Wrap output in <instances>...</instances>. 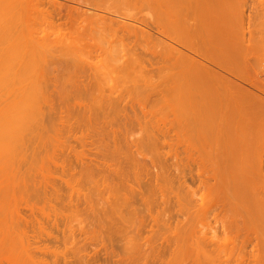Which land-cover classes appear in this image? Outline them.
<instances>
[{
    "label": "rangeland",
    "instance_id": "374dc122",
    "mask_svg": "<svg viewBox=\"0 0 264 264\" xmlns=\"http://www.w3.org/2000/svg\"><path fill=\"white\" fill-rule=\"evenodd\" d=\"M99 1L101 2V5L102 4L104 5V7L107 4L113 6L112 8H110V10H112L114 8L113 10H115L117 12L119 11L118 14L116 13V15L121 14L123 16V14H127V15H130L131 17L132 16L138 17V16L145 15L146 12L148 14L150 13V11H148L150 8L147 7V6H149V4L147 5L146 0H99ZM239 1L240 0H234L235 8H233V10L231 11L230 17L232 20H236V21H237V19H238V21L242 20L241 18H243V20L245 19V21L247 19L250 21V25H247L248 28L246 25L244 26V28H243V26L241 27L239 25L238 26L232 25L231 27H228V29H226L225 32H223V34H225L226 40L224 39L225 44H223V45L225 46V49H224V51H222V54H221L222 57L221 58L223 59V62L225 64L231 63L232 67H233V64L236 65V69H237L238 73L244 72L245 76H250L251 81L253 80L252 82L255 83V86L257 84V87L252 88L251 86L247 85L246 83H241L240 81H238L237 79H235L231 75H228L224 71H222V70L220 71V69H218V70L225 77L231 79L232 81H236L238 83H241V85H243V87L251 89L254 92H257V94H259L261 92L257 88L263 87V85H264V23L261 24V22H260V21L264 20V0H249L251 3L248 0H246L247 2H245V0H244L243 3H245L244 4L245 6L242 5L243 7H241V5L239 4L240 6L237 7L238 9L240 8L241 14L238 12V9H236V6H237L236 3H240ZM251 4L252 5L255 4V5L252 6ZM259 4H260V9H259ZM250 5L253 8H251ZM111 6H109V7H111ZM248 7H249V9H247ZM258 9H259V11H258ZM113 10H112V12H113ZM242 11H243V15H244L243 17H242ZM113 14H115V12H113ZM127 15H126V18H129V16H127ZM247 15L248 16L250 15L249 16L250 18ZM45 17H46V19L42 18L39 15H31V19H27V15H25L23 12L15 13L14 10H12L7 4L0 5V77H1L0 83H1V85L3 83L2 81H5L7 78L5 85L0 86V119H1L0 125H3V126H0V139H1L0 140V236H6V235H7L6 237L12 236V238H13L12 240H14V236L16 235L15 240H14L15 242H16V237H19L18 235H20V233L22 234L23 232L26 235L28 234L29 237L33 236V235H37L38 237L41 236L43 238L44 237L49 238L50 241L46 242V244H48V246H49L50 250H52V252L54 251L53 252L54 255H56V253H57V252H55V249H56V251H58V254L61 250L60 255L57 254L58 256H52L51 251H49L51 254L49 252H48L49 254L47 253L48 255H46L47 256L46 260H48L50 264H51V262H53V260L57 262V263L53 262V264H58V263L60 264V261L64 262L63 261L64 258H65L66 264H79L80 260H78V257L80 258V256H84L85 254H86L85 256H88V254L90 256H94V258L93 257L89 258V256L86 257L87 259L88 258L90 259V260L88 259L89 261H87V262H86L87 259L86 260L84 259L87 264H114V263L119 264V263L115 262V261H118V260H116V258H118V256L115 257V253H114V256L112 257L113 260L111 261V259H110V261H109V258H107L108 260H106L102 251L100 252V250L103 248L102 247L103 245L101 244L102 243L101 242L102 241L101 236H103L105 238V236H107L108 233L107 232L102 233L101 231H98L97 232L98 234L101 233V234H99V235H101L99 237L100 240H99V238H97L99 241L96 240V238H95V237H98L99 235L92 237L94 235L93 233L95 231H93V233H92V231L90 229H92L94 227L93 225H95V228H96V224H94L95 221L93 219L94 217H92V216H94V214H93V212H91V210L89 209L87 204L85 202L83 203V198L80 197V195L83 196L82 194H84L85 197H88L90 199V200L88 199V201L91 202V200H92L93 203H94V201L99 202L100 200H102V199H98V198L102 197V195L100 197H98L97 190L100 189L99 187L104 188L103 183H102L103 184L102 186H99L101 184V181L99 182V180L100 179L102 180V178H101L102 174L103 173H104V175L106 174L103 171L108 169V168L105 167V169H104V167H103L104 170L102 171L103 172L102 173L101 172L102 166L97 167L98 166L97 165L95 168V165L92 166V164H91L92 162L96 163L95 161L100 160L99 155L96 153V147L99 146L101 142H102L101 145L104 144L103 140L100 138L101 137V135H99L100 132H98V129H96V128H100L103 132L105 130L104 133H106V132L108 133L109 128H110V132L112 130H114V131L118 130L119 132L121 131L122 134L120 133L119 137L121 135V137L124 140L122 139V141H121L122 143L121 142H119V143H121L123 145V143L128 142L129 144L126 143L124 145H128V146L132 147L130 149L131 151L128 149L131 154H132V152L134 153V150H137L140 152V153L138 152V154H137L138 156L136 155L137 157H135V158L132 157L135 155V153H134V155L132 154V156L130 155V153H128L129 157L131 156L132 158H134V160L138 159L140 163L138 164V162H136V165L131 166L132 168L131 167L127 168L126 167V165H127L126 159H128L129 157H127L125 159L127 153H126L124 148L126 146L124 147V145L122 146L120 144L122 147V148L120 147V149H122V150L124 149L123 151H125V153H126L125 157H123L124 160H126V162L123 163L124 160L122 162L121 161L120 162L122 164H124L125 167L128 169L127 171H129V172H127L125 169L126 172H122V169H123L122 168L121 172L123 174L126 173L124 175H127V177L130 176L131 178L133 177L132 176L133 173H136L138 175L139 179L137 177V181L140 182V186L137 189H141L140 191L142 192L143 191L142 189H144L145 186H146V188L151 187V188H148V190H151L152 195H153L155 190H156L155 189L156 187H153L155 185L154 183H157L156 185L159 186V188H160V185L162 187L164 186L163 187L164 189L166 188L165 190H163L165 192L164 193V192H162V190H160L162 188L159 189L157 187L156 191L159 193H155L157 195H154L155 197L152 196V198L149 199V200L153 199L152 201H150V204H149V201L147 199V202L151 206V209H150V206L147 205L149 210H146V211L149 212L151 210L152 214H154V217L156 216V220H151V222L148 221L152 217H150L149 215H146V211H145V215L143 214L144 211H142L143 213L141 212L142 213L141 215H140V213L136 212L138 214L139 219L145 220V223L141 224L143 226L140 227V225H139V228H138L139 231L138 232H136L138 229H137V227L135 229V225H134L137 223V220H138V219L136 220V217H137V216H135L136 214L132 215V213H131V215H127V214H129V212H127V208L125 210V207L122 208L123 212L118 209L122 213V215L124 214L126 219H128L129 217L132 220L134 219V222L131 220L133 223H130V221L128 222V224L130 223L131 226L130 225L127 226L128 224L125 223V225L129 229L123 230L125 227L124 228L121 227L120 223H119L121 230H120V227H118L119 230L118 229H116L117 231L115 230L116 232L114 231L115 228L112 230V232L115 236L111 233L112 237H110V239H112V238L115 239V240H113L114 243L112 242V245L114 244V247L115 248L117 247L116 249H113V250L114 251L116 250L117 251L116 253L119 254V256H120L119 261H121V262L123 261L122 259H120L121 256H123V257H126L127 264H128V258L127 257H129L130 259H134L136 256L132 257V255H136L137 252H139V251H141V253H142V250L149 252V250L152 251L154 249V247H155V249H157L156 247H158L160 250V247H162V246H160L159 243H161L163 241L165 242L164 239L167 238L168 236H169L168 238L171 237L169 239L170 243H171V240L172 239L174 240L173 236H175V240L176 239L179 240L177 237H179V235L182 234L183 232L184 233L186 232V234L192 235L193 232H191V231H193V229H192V228H194L193 225H195L196 223H193V225L191 223L192 222L191 220L193 218L192 216H194L193 212H191L193 210V208H192L193 204H192L189 196H187L188 193L186 194V193L182 192L183 193L182 195L185 197V198H183V199H185L184 201L186 202L185 204L187 205L185 207L190 209L189 212L191 213V215H189V212H188V210L186 211V209H185L186 212L184 211V213L178 212V209L181 207V204L183 205V202H184L183 199H181L180 204L178 201V196L181 197V193H180L181 190L179 188V184L177 185V183H179V176L178 175L180 174L179 170L183 169L182 171H184V172L181 174H186L185 175V176H187L186 178L189 179V177H191V175L189 174V172H190L189 170L191 169V172H192V170L194 171V169H195L194 167H196L195 164L197 163L196 161H198L199 159H201V157H203V155L199 157L198 153L200 150L198 149V146H199L198 144H200V143L196 144V142L199 141L198 138H200L199 134H201V132H202L201 130H203L204 127H205V129H207L206 127L208 126V124L205 122V120H203V122L206 123L207 126H206V124H204V126L202 124L203 127L201 129V126H200L201 124L198 125L200 122L198 123V121H197L199 119L197 117H195L196 114H193V112L191 111V109L194 106L193 107L191 106L192 107L191 108L189 106V104L183 100V96L181 97L182 94H181L180 90H178V93H177V90H175V89H174V92L176 91L175 93L172 91L170 92L168 90L170 88H171L170 90H172L173 87L170 84L169 85L171 87H169V85H168V87H166L168 84V79L165 82L164 78H163V77H165L166 73L162 68H158L159 65L158 66H157V64L155 65L156 62L154 63L153 68H152V65L150 66L147 63V62H149L147 59L142 61L143 56H145L147 58L146 53H144L143 52L144 50L141 49L143 46L140 47L138 45H133L132 43H129L126 41H114L113 39H111L113 42L112 41L109 42L110 39L109 40L103 39L100 35H98L97 37H90L87 35V33H88L87 31L82 32L81 30L72 27L71 22L68 19L66 20V18H62V19L52 18L50 20L49 16H45ZM239 17H240V19H239ZM246 17H248V18H246ZM253 20H254V23L256 22L255 25H252V24H254L252 22ZM134 24L136 26H139V27L141 26V25H137L136 23H134ZM249 26H250V28H249ZM142 27L143 26H141V28ZM142 29H144V28H142ZM227 30H229L228 33H226ZM239 30H240V32H239ZM236 32H237V34H236ZM244 32H246V33H244ZM235 36H236V39H235ZM224 46L222 48H224ZM143 48L145 49V47H143ZM217 50H222V49H220L218 47ZM242 53H243V56L245 57V59H244V57L240 56V55H242ZM143 54H145V55H143ZM218 54H219V52H218ZM221 55L219 54V59H220ZM216 56H218V55H216ZM2 58L3 59L5 58V59L3 60ZM243 59L245 60V62ZM154 61L155 60H153V62ZM75 63L77 64L76 66H75ZM239 68H240V70H239ZM4 71H5V74L3 73L4 75H2V72H4ZM6 73H7V75H6ZM8 74H9V76H8ZM2 76H4L5 78ZM68 78H69V80L72 79L71 81H72L73 85H70V84H72L71 81L67 82ZM262 78H263V80H261ZM64 79H65V81H64ZM73 80L75 83L73 82ZM262 81H263V83H262ZM170 82L171 81H169V83ZM76 83L80 84V86L77 85ZM163 83L164 84L167 83V84L164 85V87H163V85H162ZM258 83H260L261 85H258ZM45 87H46V89L43 90ZM77 87H78V89L79 88L82 89V93H83L82 98L84 97L83 100L86 101V103L88 102V104H90V102H91V104H93L92 101L95 99L93 96H96V94H98L97 96H99V95L101 96V97L99 96L98 98L96 96V100L99 101V100L103 99V101H100L101 103L104 102V103H102L101 107H104V105H105L104 110H106V111L102 110L103 108L100 109L102 111V113H104V114L99 113L100 112L99 111L98 114L99 115L101 114V115L100 116L97 115V116L99 118L100 117L103 118V116H104L105 120H106V118L107 119L111 118V120H109L110 121L109 125H107V127H106L108 129L107 130L103 129L101 127L102 125H100V127H98L100 124L99 122L102 121V123H103L104 119L103 120H102V118L97 119L96 118L97 116L94 117V119L97 120L96 121L97 123L94 121V119H93V121L95 124L94 123H92V124L88 123L91 126L92 130H91V128L88 127L89 125L88 126L86 125L87 123L85 124L82 121H80V122L85 124V126H83V124H82V126H80L81 123L76 121V119H79V118L74 117L71 121L72 126L69 127L70 129L68 127H66L67 130H65V131H66V133L68 132L67 135H65L66 133L63 130V128L59 127L60 125L57 126V128H56V124L53 123L54 124L53 125V124L49 123L50 124L49 125L47 123V124H44L43 126L40 125L41 127L45 128V129H41L38 126L41 129L40 130L36 126L38 129L37 131H39V133L41 134V135H39V133H38L40 138H36V140L38 139L40 141V143H39V141H37V142L31 141V142H34V144L35 143L37 144V145H35L36 148L32 149L35 147L34 144L32 143L34 147H32V146L30 147L28 145L29 142H27L28 144L25 143V145H28V146H25L27 148L24 149V151H23L22 145H21L23 143V141L21 140L22 141L21 142L19 140L20 137L16 131V126H15V122H14V118H16V117H14V116H18V113L23 112V110H24V112H25V110L27 112L30 111V109H28L25 106L27 104L26 103L27 102L26 96H28L27 94H30L31 92L33 94H36L39 98V101H36V103L35 102H33V103L36 104L35 106H38V102H40L39 104H40L41 110H43L42 109V103H43V108L47 104V102H45L46 104L44 105V102L41 101L43 99V98L41 99V97H44L43 93H44V95L46 93H47V95L49 94L50 97L52 94L53 95L55 94L56 97L54 95V98H56V100H57V97H59L58 96L59 93H60L59 94L60 97H62V98L66 94H67L66 97L67 96L69 97V95H70V99H71V97H72L71 93L73 94L74 93L73 91H76L74 89H76ZM83 87H85V88H83ZM33 88H36V89L34 90ZM37 88H39V90ZM40 88H42V89H40ZM166 89H167V91H166ZM260 89H262V88H260ZM46 90H47V92H46ZM63 90H64V93H63ZM86 90L88 91L89 94L87 93V95H84ZM28 91H31V92L28 93ZM33 91L34 92L36 91V93H34ZM39 91L42 92V94ZM50 91H52V92H50ZM19 92H21V95H22V93L26 92V93H24V98L21 97ZM18 93H19V96H18ZM176 93L179 94V96L178 95L176 96ZM39 94H41V95L39 96ZM261 95H263V94L261 93ZM88 96H90L91 98ZM20 97H21V99L23 98L24 101L22 100L23 101L22 103H25V104H21ZM50 97H47V98H50ZM178 97H180L184 102H182L181 99ZM100 98H102V99H100ZM58 99H59V101L61 100L60 98H58ZM91 99H92V101H91ZM43 101H44V99H43ZM59 101H56V102L59 103ZM62 101H64V100H62ZM71 101L72 100L69 101L67 99V102L71 103ZM84 101H83V103H84ZM105 101H110V102H108V104H111V105L107 106V104H105ZM53 102H55V99L53 100ZM58 103H56V104H58ZM179 103H181V104H179ZM186 104H188V105H186ZM66 105L68 107L67 103H66ZM190 105H192V104H190ZM65 106H63V107H65ZM106 106L111 107L112 109H110V108L106 109L107 108ZM20 107L21 108L24 107V108L21 109ZM47 107H48V105H47ZM53 107H54L53 110H55V108L57 109L58 105H57V107H56V105H54ZM59 108L60 107H58V109ZM62 109L68 110L70 108H62ZM113 109L115 112L112 111ZM46 110L47 109L45 107V111L43 110L44 113L47 112ZM49 110L50 111H48V112H51V109H49ZM71 110H69L68 112H70ZM76 110L82 111V108L81 107L78 108V106H77ZM76 110H74V111L76 112ZM107 110H108V112H107ZM193 111L196 112L195 109ZM65 112L68 113L67 111H65ZM183 112L185 113V115H183L184 114ZM105 113L106 114L110 113L109 114L110 117H107L108 115L106 116ZM46 114H48V113H46ZM179 114L180 115L182 114L184 117L186 116L187 118L186 117L185 118L188 119V122L186 119H184V117H182V115L180 117ZM190 114L195 115L194 117L197 120L196 119L194 120L193 117H190ZM45 115H43V116H45ZM54 115H55V113H54ZM78 115H80V114L75 113V116H78ZM92 116L93 115H91V117ZM11 117H12V119H11ZM184 120H186V121H184ZM193 120H194V122H193ZM1 121H2V123H1ZM93 121H91V122H93ZM106 121H108V120H106ZM76 122L78 123V124H76L77 126L74 124ZM180 122H182V125H180ZM12 123H13V125H12ZM193 123H195V124H193ZM106 124H108V123L104 122L103 126H106ZM6 125H7V127H6ZM45 125L47 126V128ZM93 125H95L96 128ZM186 126H188L189 129ZM48 127H50V128H48ZM58 127L60 128V130L62 128V134L60 131H59L60 133H58ZM86 127H87V129H86ZM79 128H80V130H79ZM93 128L95 129V131ZM195 128H197V129L200 128L201 130L198 129L200 133ZM10 129H12V130H10ZM185 129H186V131H185ZM41 131L43 132V134ZM47 131H48V133H47ZM55 131H57V132L55 133ZM118 131H117V135L119 133ZM11 132H13L14 134ZM95 132H97V133H95ZM196 132H198V137H195L197 134ZM207 132H208V130H207ZM73 133H74V135H73ZM86 133H88V134H86ZM57 134H59V135L57 136ZM60 134L63 135V137ZM204 134H205V132H203L202 135H204ZM5 135H6V137H4ZM84 135L86 137V138L84 137L85 141L83 139H80V137L83 138ZM59 136L62 137V139L60 137L61 142L59 140H58V142H56V139H57L56 137H58V139H59ZM3 137L5 140L3 139ZM13 137H15V138L13 139ZM26 138H28V137H26ZM51 138H53V139H51ZM109 138H110V136H109ZM109 138L105 137V139H107V140L104 142H106L107 145H110L109 143L111 142V139H109ZM42 139H44V140H42ZM100 139H101V141H100ZM27 140L29 141V139H27ZM32 140H33V138H32ZM49 140H51L53 143H51ZM25 141H26V139H25ZM78 141L79 142L81 141L82 143L81 142L79 143ZM107 141H109V142H107ZM184 141H185V143H184ZM257 142H258V144H262L260 141V138L257 139ZM18 143L19 144L21 143V144L19 145ZM23 145H24V143H23ZM186 145L188 146V148ZM196 145H197V147H196ZM17 146H18V148H16ZM110 146H108V147H110ZM117 147L119 148V146H117ZM120 149H118V150H120ZM192 149H194L195 151ZM18 150L19 151L22 150L21 152L23 154L21 152H19L20 155H19V153L17 155ZM53 150H55V151H53ZM33 152L34 153L36 152L35 155H37V156L35 158L34 157L31 158L33 155ZM120 152H121V150H120ZM194 152L195 153L197 152V153L195 154ZM205 152H207V151H205V149H203V153L206 155ZM201 153H202V151H200V154ZM13 154L16 156H14ZM117 155L118 154H116V156ZM120 155H122V154H120ZM50 157L53 158V161H48L49 159L52 160ZM76 158H77V160H76ZM80 158L82 161L81 162L82 166H80L78 164V163H80ZM205 159H206V157L202 160V162L207 161ZM119 160H120V158H119ZM119 160H118V162H119ZM90 161H91V163H90ZM129 161H130V159L128 160V164L130 165ZM54 162L57 165H54ZM84 162H85V165H87L88 164L87 162H89L88 166H90V167L92 166L91 167V169H93L92 172H89L90 167L86 171H85V169L82 170ZM121 163H119V164L123 167V165ZM119 164H116V166ZM134 164H135V162H134ZM203 164H207V162L202 163V166H206ZM113 167H115V166H113ZM53 169L55 172H53ZM56 169H58V170L56 171ZM94 170H95V173L97 171L100 172V173L98 172L97 174L100 175L101 177L96 175L98 178L100 177L99 180H96L94 178V176H95ZM123 171H124V169H123ZM263 171H264V168H263ZM78 172H80L81 174L83 172L84 175L86 172L87 176H88V173H90V174L93 173V175H92L93 179H91V177H92L91 175H90L91 177L88 176L89 177V179H88V177L85 178L86 175L85 176L81 175ZM187 172H188L189 177L187 175ZM74 173L77 174L76 178L77 177L79 178L77 181L75 180L76 178H74L75 177ZM128 173H129V176H128ZM107 174L112 176V177H110V179L113 180L112 173L110 174L108 171ZM19 175H21V176L24 175V177H29L28 178L29 180H27L26 186L23 187V189L19 188L21 192L18 190L17 187H16L17 188L16 189L14 187V185H12V183L10 182L11 177L13 180V178H15L16 176H19ZM80 175L83 177H81ZM60 176H61V180L59 181ZM72 176H74V177H72ZM50 177H52L51 179H53L54 181H52V180L49 181ZM80 177H81V179H80ZM105 177L109 180L108 176H104V180H102V182L105 180H106V182L108 181ZM55 178H56V181H55ZM115 178L116 177L114 176V180H115ZM133 178L131 180H133ZM42 179H45L43 181L46 182L47 184L44 183L43 181H41ZM57 179H58V181H57ZM62 179H64L63 181H65V182H67L66 180H68V182H67L68 184L74 183V185L71 184L72 187H74V189L72 187H71L72 190L69 189L71 185L68 187V184L63 182ZM94 179L98 183H100L97 186L98 187L97 190L95 188L96 186L93 187L96 184L93 183L94 185L92 184V186H91V183L93 181L95 182ZM69 181H70V183H69ZM137 181L134 180V182H137ZM158 181H160L164 185H162ZM50 182H53V183H50ZM108 182H110V183H108ZM108 182H107L108 183L107 187L111 188L112 192L114 190H116L117 187L120 186V184H121V183H119L117 185V187H113V189H112L113 185H111V183H113V182H111L110 180ZM128 182H129V180H128ZM134 182H131L133 184H131L130 182L128 184L133 186V187H136L134 185ZM9 183H11L12 186ZM75 183L77 185L78 184L79 185L77 186V185H75ZM114 183H115V181H114ZM44 184H45V186H44ZM115 184H117V183H115ZM151 184L152 185L154 184V185L152 186ZM47 185L51 186V188H48L49 186H47ZM52 185L55 187H52ZM147 185H150V186L147 187ZM190 185L192 187L195 186V184L193 185V183H191ZM41 186H43V187H41ZM105 186H106V184H105ZM137 186H138V183H137ZM40 187H41V189L42 188L43 189L41 190ZM44 187L45 188L47 187L46 188L47 190H45V193H44ZM52 188H55L56 191ZM103 188H102V190L104 191ZM121 189H122V184H121ZM53 190H54V192H53ZM74 190L76 192H77V190L79 191V194H80L79 198H80V201L82 199L83 206H81L82 205L81 202L77 203V201H76V203H74L75 199L79 200L78 196H76V192L73 193ZM146 190L144 189V191H146ZM70 191L72 192L71 194H69ZM117 191H119V189ZM122 191L120 193H123ZM151 191H150V193H151ZM177 191H179L178 195H177ZM18 192H19V194H18ZM105 192L107 193V190L104 191V193ZM124 192H125V190H124ZM146 192H148V196L146 195ZM146 192L145 193L142 192V193L145 194V197L147 196V198H150L149 196H151V194L149 193V191H146ZM104 193H103V196L104 195L107 196L109 194V193L108 194H106V193L104 194ZM160 193H162L163 195L167 194V196H168L167 199L169 201L166 200V198H165L166 196H165V197H163V199L165 198V200H166L165 203H163V202L160 203V200L163 201V199L158 200V198L161 197V196H159V195H161ZM20 194H21V196L19 197ZM96 194H97V196H96ZM69 195L72 198L69 197ZM157 196H158V198H157ZM186 196H187V198H186ZM65 197H66V199H65ZM180 197H179V200H180ZM68 199H71V200L69 201ZM84 200H86V199H84ZM72 201H73V203H72ZM89 202H87V203H89ZM97 202H95V203H97ZM167 202H168V204H166ZM190 202H191V205H190ZM67 203H68V205H67ZM101 203H102V206L105 205L104 201H101ZM103 203H104V205H103ZM151 203L153 205H151ZM74 204H75V206L77 204V207L81 206L79 208L80 210L79 209L77 211H75L76 209L72 210L73 208H75L73 206ZM85 204H86V208L88 207V213L86 212V214H84L85 211L87 210L85 208ZM70 205L73 206V208ZM161 205H163V207ZM166 205H168L167 208L165 207ZM188 205L191 206V208ZM139 206L140 205H138V207ZM84 208L86 210H84ZM145 208H147V207H145ZM145 208L143 205L140 206V209H142V210H144ZM164 208H166V209H164ZM82 209H83V215H82ZM163 209H164V211H163ZM183 209H184V207H183ZM155 210H157V211H155ZM158 210L160 212H158ZM89 211L91 212V214ZM155 213H156V215H155ZM185 213H186V215H184ZM152 214L150 213L151 216H152ZM187 214L189 216L190 221L188 220ZM89 215H91V216H89ZM112 215H114V214H112ZM80 216H81V218H80ZM82 217L83 218L88 217V218L84 219L85 220L84 221ZM90 217L93 219V221H91ZM77 218H78V220L82 219L81 221H83V223L80 222V224H82V225H80L81 229H79V225H78L79 221L77 220ZM182 218L183 219L185 218L189 222L186 223V220L185 219L183 220ZM130 219H128V220H130ZM165 219L167 220V223L162 224V222H164ZM181 219L183 220V222H181L179 225L178 221H181ZM194 220H195V218H194ZM89 221L92 222L93 225H89V224H92V223H88ZM154 221H155V224H154ZM156 221H157L158 225L154 226V225H156ZM18 222H21V223H18ZM175 222L176 223L178 222L177 223L178 227H177ZM23 223H25V224H23ZM152 223H153V226L155 228H151V227L149 228V230L152 231V233H151V232H149V230H145V228L148 229L149 226H152ZM211 223H212V221H211ZM181 224L184 226L186 225V226L182 227ZM188 224L191 225L192 228ZM212 224H214V223H212ZM125 225H122V226H125ZM133 225H134V227H133ZM159 225L160 226L166 225L170 229L168 227L165 229L164 226H161L162 227L161 228ZM196 225H198V222ZM196 225H195V227L198 228V226H196ZM91 226H93V227H91ZM158 226H159V229H158ZM180 226H181L182 230L180 229ZM95 228H94V230H95ZM185 229H187V231ZM158 230H159V234L162 235V236L161 235L159 236V234H158V238H160V241L157 238ZM163 230L166 232L165 234H164V232L160 233ZM167 230H168V233H171L169 231L172 230L171 235L167 233ZM195 230H198V229L195 228L194 231ZM207 230L205 229V231H207ZM108 231H111V229ZM196 232L197 231H195L194 234ZM146 233H148V234L150 233L149 236L145 237ZM137 234H138V236H137ZM125 235L127 237H128V235L130 237H133L134 240H133V238L130 239L129 237H128L129 239H126L127 237ZM21 236L22 235H20V237ZM37 236H35V237H37ZM116 236H119V237H116ZM150 236H151V238H148ZM141 238L143 240L145 239L144 241L146 243L143 240H141ZM156 238H157V240H156ZM188 238H189V240H191L190 237H188ZM146 239H147V241H146ZM149 239L151 240L150 243L148 241ZM152 239L153 240L155 239V240L153 241ZM7 240L8 239H6V241ZM189 240H187V241H189ZM134 241H135V245L133 244ZM7 242H9V241H7ZM128 242H132V243H128ZM176 242H178V241H176ZM6 244H8V243H6ZM10 244L12 245V242ZM10 244H8V245H10ZM173 244L174 245H171V247L173 246L172 248H176V246L179 245L177 243V245L175 246L174 241H173ZM8 245H7V247H8ZM133 245L135 247L136 246L137 247L135 248ZM141 245H143V246H141ZM149 245L151 246V248ZM187 245H188V243H187ZM33 247H34V245H33ZM119 247H120V249H119ZM132 247L136 249V252H135V249H134V251L132 250ZM6 248H5V250H7ZM172 248H171V250H172ZM97 249L98 250L100 249L99 253L95 252V250H97ZM159 250H157V251L155 250V252H158ZM4 251L1 250L0 254H2ZM191 252H193V251L191 250ZM4 253L2 254V256L4 255ZM6 253H8V252L6 251ZM134 253H136V254H134ZM141 253L139 252V254H141ZM189 254L192 255L190 252H189ZM36 255H38V254L36 253ZM63 255L65 256L64 258L62 257ZM60 256H61V258H59ZM165 256H167V255H165ZM172 256H173V253H172ZM55 257H56V259H55ZM192 257H193V255H192ZM62 258H63V260H62ZM0 259H1V257H0ZM126 260L124 259V263ZM173 260H174V256H173ZM134 261H136V259H134ZM82 262H84V261H82ZM131 262H132V264H134L133 260ZM131 262H129V263H131ZM27 263L28 262H26V263H23L22 261L20 262V264H27ZM122 263H120V264H122ZM173 263H174V261H173ZM185 263L190 264V259H189V261L187 259V262H185ZM191 264H193V263L191 262Z\"/></svg>",
    "mask_w": 264,
    "mask_h": 264
},
{
    "label": "bare ground",
    "instance_id": "6f19581e",
    "mask_svg": "<svg viewBox=\"0 0 264 264\" xmlns=\"http://www.w3.org/2000/svg\"><path fill=\"white\" fill-rule=\"evenodd\" d=\"M146 2H147V5L149 4V6H147V7L150 8L148 10V11H150V13L148 14L146 12L147 14L145 13V15L138 16V17L137 16L131 17L130 15L123 14V13L122 14L124 17L121 14L116 15V13L118 14L119 11L117 12V11L113 10L114 8L112 10H113V12H115V14H113L112 10H110V8H112L113 6L107 4L108 6L105 5V7H104L103 4H102L103 6L101 5V2L99 0H0V5L7 4L12 10H14L15 13L23 12L25 15H27V19H31V15H39L44 19H46L45 16H49L50 20L52 18H56V19L66 18V20L68 19L71 22L72 27L77 28V29L81 30L82 32L87 31L88 32L87 35L90 37H97L98 35H100L103 39H106V40L110 39L109 42L112 41L111 39H113L114 41H126L129 43H132L133 45L145 47L146 50L143 47L141 49L144 50L143 52L146 53L147 58L145 56H143V55H145V54H143L142 55L143 56L142 61L147 59L149 61L147 63L150 66L152 65V68H153L154 63L156 62L155 65L156 64H157V66L159 65L158 68H162L165 71L166 74H165V77H163V78H164L165 82L168 79V84L163 83L162 84L163 87L166 84H167L166 87H168V85L170 84L173 87L172 90H170L171 88L168 89L170 92L171 91L174 92V89H175V90H177V93H178V90H180V92L182 94V95L181 94L180 95H181V97L183 96V100L186 103H188L190 107L194 106L193 108L191 107L192 108L191 111L193 112V114H196V116L193 114H190V117H193L194 120L196 119L195 117H197L199 119V120H197V119L196 120L198 121V123L200 122L198 125L201 124L200 125L201 129L204 126V124H206V123L208 124V126L206 124L207 129H205V127L203 128V130L198 128L202 132H201V134H199L200 135V138H198L199 141L196 142V144L200 143V144H198L199 145L198 149L200 151H202V153H203V149H205V151H207V152H205L206 153V155H205L204 153L200 154V151L198 150L199 151V153H198L199 157L203 155V157L204 156L206 157L205 160H207V161L202 162V160L205 157L204 158L201 157V159L196 161L197 162L195 164L196 167H194L195 168L194 171L192 170L193 173L191 172V169L189 171L192 174L188 171L189 174L191 175V177H189L188 172H187L189 179L186 178L187 177V176H185L186 174H181L184 171H182L183 169L182 170L180 169L181 171L179 170L180 174L178 175L179 176V183H177V185L179 184V188L181 190L180 191L181 197L178 196L179 204H180L181 199L185 198L182 195L183 194L182 192H184L186 194L188 193L189 195L187 194V196H189V198L193 204L192 205L193 210L191 212H193L194 216H192L193 218L191 220L192 221L191 223L193 225V223L197 224V222H198V225L195 224L196 226H198V228L195 227V225H193L194 228H192V226L188 224L193 229V231H191V232H193V234L191 233L192 235L186 234V232L185 233L183 232L182 234L179 233L180 235H179V237H177L179 240H177V239L175 240V236H173L174 240L172 239L171 243L169 240L171 237L168 238L169 237L168 236L167 237L168 239L163 238L165 240V242L164 241L161 242L162 244L164 243L163 245L161 243H159L160 246H162V247H160V250L158 247H156L157 249H155V247H154V249L156 251L159 250L158 252H155V250L153 248H152L153 250L152 251L149 250V252L142 250V253H141V251H139L141 254H139V252H137V254L134 253L136 255H132V257L136 256L134 258V259H136V261H134V259H130L129 257H127L128 258V264H132V262H131L132 260H133L134 264H186L185 262H187V259H188V261L190 259V264H191V262L193 264H264V171H263V168H264V97H263L264 96V85H263V87L257 88L263 94V95H261V93H259L261 96L259 94H257V92H254L251 89L243 87V85H241V83H246L247 85L251 86L252 88H256L257 84L255 86V83L252 82L253 80L251 81L250 76H245L244 72L242 73L240 71L241 73H238V71L236 69V65H234L232 63L233 64V67H232L231 63L225 64L223 62V59L221 58L222 57V55H221L222 51H224V49H225V46L223 45V44H225V42H224L225 34H223V32H225L226 29H228V27H231L232 25H237V26L239 25L241 27L243 26V28H244L245 25L246 26L250 25V21L247 19L245 21V19L243 20V18H241L242 20H240V21H238V19H237V21L231 19V17H230L231 11L233 10V8H235V2H236V1L234 2V0H146ZM239 2L240 3H236V5H237L236 9H238L237 8L238 6L241 5V7H243L242 5L245 4V3H243L244 0H242V1L240 0ZM245 2H247V1L245 0ZM251 5H250V7H251ZM253 5H255V4H253ZM109 6H111V7H109ZM251 8H253V7H251ZM247 9H249V7ZM259 9H260V4H259ZM259 9H258V11H259ZM238 12L239 13L241 12L240 8L238 9ZM126 15L129 16V18H126ZM243 16L244 15H243V11H242V17ZM248 17H246V18H248ZM239 19H240V17H239ZM263 21H260L261 24L264 23ZM252 22L254 23V20ZM134 23H136L137 25L143 26L142 28H144V29H142L141 26L140 27L136 26ZM255 23L252 25H255ZM247 28H248V26H247ZM249 28H250V26H249ZM228 31L229 30H227L226 33H228ZM239 32H240V30H239ZM244 33H246V32H244ZM236 34H237V32H236ZM235 39H236V36H235ZM222 45L224 46V48H222L223 47ZM218 47L222 50H217ZM218 52L221 55L220 59H219ZM216 55H218V56H216ZM240 56L244 57L243 53ZM244 59H245V57H244ZM153 60H155V61L153 62ZM244 62H245V60H244ZM76 65L77 64L75 63V66ZM218 69H220V71L221 70L224 71L228 75H231L232 77H234L235 79H237L241 83H238L236 81H232L231 79L225 77L224 75H222L220 73V71ZM239 70H240V68H239ZM5 71L2 72V75L5 74ZM6 75H7V73H6ZM8 76H9V74H8ZM2 77H4V76H2ZM69 78H68L67 82L72 80V79L69 80ZM6 80H7V78H6ZM6 80L2 81L3 83H2V85L0 83V86L5 85ZM261 80H263V78ZM64 81H65V79H64ZM169 81H171V82L169 83ZM73 82H74V80H73ZM71 83H72V81H71ZM262 83H263V81H262ZM70 85H73V83ZM77 85L80 86V84H77ZM170 85H169V87H171ZM258 85H261V84L258 83ZM78 87L76 89H74L76 91H73L74 92L73 94L71 93V96H72L71 99H70V95H69V97L68 96L66 97L67 94L63 98L60 97L59 92H58L59 97H57V100H56V98H54L55 94L54 95L52 94L50 97L49 94L47 95V93H46L44 95V93H43L44 97H41V99L43 98L44 101H43V99L41 101L44 102V105L46 104L45 102H47V104L43 108V103L41 102L42 103V109L45 111V107H46V109H47L46 113H48V114L50 113L49 115L44 113L43 110H41V107L39 104L40 102H38V106H35L36 105L35 103H36V101H39V98L36 94H33L31 91H28V93L29 92H31V93L27 94L28 96H26L27 97L26 98L27 104L25 106L28 109H30V111L28 110L29 112H27L25 110V112H24V110H23L24 113L21 112V113H18V116H14V117H16V118H14V122H15V126H16V131L20 137L19 140L20 141L22 140L24 143V145H23V143L22 144L20 143L22 145L23 151H24V149L27 148L25 146L29 145L30 147L31 146L34 147L35 145H37L36 143L34 144V142H31V141H35V142L39 141L38 139L36 140V138H40L39 135H41V134L39 133V131H37L38 130L37 127L39 126L41 129H45V128L41 127L40 125L43 126L44 124H47V123L48 124L54 123V124H56V128H57V126L60 125L59 127H62L63 130L65 131V130H67L66 127L69 128L72 126L71 121L74 117L79 118V119L75 118L76 121L79 123H81L80 121H82L85 124L87 123L86 124L87 126L89 124L94 123V121L95 122L97 121L94 119V117L99 115L98 114L99 111H100L99 113H102V111L100 109L103 108L102 110H104V107H105V105H104V107H101L102 103H104V102L101 103L100 101H103V99L100 98L102 100L97 101L96 96L98 94H96V96H93L95 99L93 101L91 99L93 104H91V102H90V104H88V102L86 103V101L83 100L84 97L82 98V96H83L82 89L79 88L80 89L79 90ZM83 88H85V87H83ZM260 88H262V89H260ZM33 89L35 90L36 88H33ZM37 89L39 90V88H37ZM40 89H42V88H40ZM45 89H46V87L43 90H45ZM87 90L85 91L84 95H87V93H88ZM166 91H167V89H166ZM46 92H47V90H46ZM50 92H52V91H50ZM19 93L21 95V92H19ZM19 93H18V96H19ZM24 93H26V92H24ZM24 93H22V95H21V97H23V98H24ZM34 93H36V91ZM40 93L42 94V92H40ZM63 93H64V90H63ZM177 93H176V96L177 95L179 96V94H177ZM41 94H39V96ZM99 96H97V98ZM21 97H20L21 104H25V103H22L24 100H23V98L21 99ZM47 97H50V98H47ZM55 97H56V95H55ZM88 97H90V96H88ZM58 98H60L61 100L59 101ZM178 98H180V97H178ZM54 99H55V102H53ZM67 99L69 101L72 100L71 103L67 102ZM62 100H64L65 102ZM183 100L181 99L182 102H184ZM56 101H59V103ZM83 101H84V103H83ZM33 102H35V103H33ZM108 102H110V101H105V104H107V106H110L111 104H108ZM56 103H58V104H56ZM66 103L68 104V107H67ZM181 103H179V104H181ZM188 104H186V105H188ZM190 104H192V105H190ZM47 105H48V107H47ZM54 105H56V107L58 105V107H60V108L58 109V107H57V109L55 108V110H53ZM62 105L63 106L66 105V106L63 107ZM77 106H78V108L81 107L82 111H79V110L77 111L76 110ZM23 108H21V109H23ZM48 108L51 109V112H48V111H50ZM62 108H70V109H68V110L64 109L63 110ZM109 108L112 109L111 107H107L106 109H109ZM114 109L112 110L113 112H115ZM194 109L196 110V112L193 111ZM69 110H71V111L68 112ZM74 110H76V112ZM65 111H67L68 113H66ZM104 111H106V110H104ZM107 112H108V110H107ZM54 113H55V115H54ZM75 113L80 114V115H78L79 117L75 116ZM102 114H104V113H102ZM109 114L110 113L106 114V116L108 115L107 117H110ZM43 115H45V116H43ZM91 115H93V116L91 117ZM181 115H180V117H181ZM183 115H185V113ZM183 115H182V117H184ZM185 117H184V119L187 118V117L186 118ZM96 118L100 119L102 117L99 118L97 116ZM11 119H12V117H11ZM93 119H94V121H93ZM103 119H104L103 123H102V121L99 122L100 124L98 127H100V125H102L101 127L103 129L107 130L108 128H106V127H107V125H109V123H110L109 120H111V118L110 119L106 118V120H108V121H106L104 116H103L102 120ZM186 120L188 122V119H186ZM186 120H184V121H186ZM194 120H193V122H194ZM203 120H205L206 123H204ZM91 121H93V122H91ZM77 122L74 124L75 125L78 124ZM104 122L108 123V124H106V126H103ZM1 123H2V121H1ZM83 123H81L80 126H82ZM85 124H83V126H85ZM193 124H195V123H193ZM202 124H203V126H202ZM12 125H13V123H12ZM180 125H182V122H180ZM0 126H3V125H0ZM93 126L95 127V125H93ZM6 127H7V125H6ZM59 127H58V133L61 132V134H62V128L60 130ZM88 127L91 128L90 125ZM186 127L188 128V126H186ZM46 128H47V126H46ZM48 128H50V127H48ZM86 129H87V127H86ZM96 129H98V132H100V134L99 133L98 134L101 135V137L100 136L99 137L103 140L104 144L101 145V143H102L101 142L100 145L96 147V153L99 155L100 160L95 161L96 163H94V162L91 163V161H90V163L92 164V166L95 165V168L97 165H98L97 167L102 166L101 172L105 169V167L108 169L103 171L106 173L105 175L102 172L103 173L102 177L97 174L99 171H97L95 173V170H94L95 176L96 175L100 176L102 178V180H104V176H108L109 180L111 182H113V183H111V185H113L112 189H113V187H117V185L119 183L122 184V189H121V184H120V186H118L117 189L115 188L116 190H114L112 192L111 188L107 187L108 183H110V182H108L109 180L106 177L105 178L108 180L107 181L108 183L106 182V180L102 182L100 177L98 178L97 176L96 177L94 176V178L96 180L100 179L99 182L101 181V184L98 183L94 179L95 182L92 180L93 182L91 183V186L93 183L96 184V185L93 184L94 185L93 187L96 186L95 188L97 190L98 184H100L99 186H102L104 184L103 185L104 188L99 187L100 189L97 190L98 197H100L102 195V197H100V198L97 197L98 199H102L99 201L100 203L97 201H94V203H93L92 200H91L92 203L89 202L88 201L89 198L85 197L84 194H82L83 196H81L79 194L78 190H77V192L74 190L73 193L76 192V196H78V198L80 195V197L83 198V203L85 202L87 204V206L89 207V209L91 210V212H93V214H94V216H92V217H94L93 219L95 221L94 224H96V228L92 222H90V221L88 222V223H92L89 225L94 226V227L91 226V227H93L92 228L93 230L90 229L92 231V233H93V231L96 232V233L95 232L93 233L94 235L92 237H95V236L101 234V233L98 234L97 233L98 231H101L102 233H104V232L108 233V235L105 236V238L101 235H99L98 237H95L96 240H98L97 238H99L100 236L102 237V239H101L102 243L101 244L103 245L102 246L103 248L101 250L99 249L100 252L102 251L106 260H108L107 258H109V261H110V259H111V261L113 260L112 257L114 256V253H115V257L118 256V258H116V260L119 261V257H120L119 254L116 253L117 252L116 250L115 251L113 250V249H116L117 247L115 248L114 244L112 245V242L114 243L113 240H115V239L114 238L110 239V237H112L111 233L113 234L112 230L114 228H115L114 231L116 229L119 230L118 227H120V226L123 228L125 227L123 230L129 229L127 226H129L130 223L134 222V219L133 220L130 219L129 216H128L129 217L128 219H130V220L126 219L124 214L122 215V213L120 211H122V208L125 207V210L127 208V212H129V214H127V215H131V213H132V215L136 214L135 215V216H137L136 220L137 219L138 220L136 223L137 225L134 224L135 229H136V227L138 229L139 225H140V227L143 226L141 224L145 223V220L139 219L137 213H140V215H141L143 213L142 211H144L143 214L145 215V211L149 210L148 206H150L149 205L150 201L153 200V199L152 200H149V199H151L152 196L155 197L154 195H157L155 193H159L156 191L157 187L159 188V186L156 185L157 183H154L155 184V185L153 184L154 186L151 184L153 187H156L155 188L156 190L153 188L155 190V192L153 191L154 192L153 195H152V191L148 190V188H151V187H148L150 185H147L148 188H146V186H145L144 189L145 190L147 189L146 191H149V193L151 191V193H150L151 196H149L150 198H147L148 192H146V191H144V189H142L143 190L142 192H144V193L146 192L147 196L145 197V194H143L140 191L141 189H137L140 186V182L137 181L138 175L136 173H133L132 176L134 178L132 177L133 180H131L132 178L129 176V173H128L129 177H127V175H124L126 173H124V174L122 173V172H126L128 170L127 169L128 167L136 165V162H138V164L140 163L138 159L134 160V158L138 156L137 154L139 151L134 150L135 155L132 152V154L134 155V156H132V154L130 153V151H131L130 149L132 147H130L128 145H124L128 142L123 143L124 147L128 146L127 148L126 147L124 148L127 155H126L125 151H123L124 149L123 150L120 149V147L122 145L121 141L123 139L121 137V135L119 137V134L120 133L122 134L121 131L119 132L117 130L119 132L117 135V131L112 130L110 132V128H109L110 133L109 132L104 133L105 130L103 132L100 128H96ZM195 129H197V128H195ZM10 130H12V129H10ZM79 130H80V128H79ZM91 130H92V128H91ZM199 130H198V132H199ZM207 130H208V132H207ZM94 131H95V129H94ZM185 131H186V129H185ZM56 132L57 131H55V133ZM198 132H196L197 133L196 136L194 135L195 137H198ZM203 132H205L204 135H202ZM11 133H13V132H11ZM38 133H39V135H38ZM47 133H48V131H47ZM65 133H66V131H65ZM67 133L65 135H67ZM95 133H97V132H95ZM42 134H43V132H42ZM86 134H88V133H86ZM58 135L59 134H57V136ZM73 135H74V133H73ZM85 135L83 136V138L79 136L80 139L84 140ZM61 136L63 137V135H61ZM61 136H59V139H58V137H56L57 139L55 138L56 142H58V140L60 141ZM109 136H110V138H109ZM4 137H6V135ZM4 137H3V139H4ZM26 137H28V138H26ZM62 137H61V139H62ZM105 137L111 139V142L109 143L110 145L112 144L111 146L107 145V143L104 142L107 140V139H105ZM14 138L15 137H13V139ZM32 138H33V140H32ZM259 138H260V141L262 144H258L257 139H259ZM25 139H26V141H25ZM27 139H29V141ZM51 139H53V138H51ZM101 139H100V141H101ZM42 140H44V139H42ZM49 141L51 143H53L51 140H49ZM27 142H29V144ZM107 142H109V141H107ZM119 142H121V143H119ZM25 143L28 145H25ZM32 143L34 144V146ZM39 143H40V141H39ZM184 143H185V141H184ZM108 146H110V147H108ZM117 146H119V148ZM196 147H197V145H196ZM16 148H18V146ZM35 148H36V146L32 149H35ZM187 148H188V146H187ZM118 149H120L121 152ZM55 150H53V151H55ZM192 150H194V149H192ZM21 151L22 150H20V151L18 150V152L16 151L17 155ZM35 153L33 152V155L31 158H33V157L35 158L37 156V155H35ZM119 153L122 155H120ZM128 153H130V155L134 158H132L131 156L129 157ZM116 154H118V155L116 156ZM19 155H20V153H19ZM125 155H126V157H125ZM14 156H16V155H14ZM123 157H125V159L127 157H129L128 159H126L127 162H126V160H124ZM119 158H120V160H119ZM51 159L52 160L49 159L48 161H53V158H51ZM117 159L119 160V162ZM129 159H130V161H129L130 165L128 164ZM76 160H77V158H76ZM120 161L121 162L123 161V163L126 162L127 168ZM55 162H54V165H57V164H55ZM81 162L82 161L80 158V163ZM134 162H135V164H134ZM204 162L205 163L207 162V164H203L206 166H202V163H204ZM80 163H78V164L80 166H82V163L81 164ZM87 163L89 164V162H87ZM119 163H121L123 165V167ZM88 164L85 165V162H84L82 170L85 169V171H86L90 167V166H88ZM116 164H119V165H117L118 167L116 166ZM113 166H115V167H113ZM91 167L89 169L90 171L88 170L89 172H92V170H93V169H91ZM103 167H104V169H103ZM122 168L124 169V171ZM121 169H122V172H121ZM125 169H126V171H125ZM57 170L58 169H56V171ZM107 170L109 171L110 174L112 173L113 180L110 179V177H112V176L107 174L108 173ZM53 172H55L54 169H53ZM83 172H82V174L80 172H78V173H80L81 175H84ZM127 172H129V171H127ZM74 175H75V177L74 176H72V177L76 178L77 174L74 173ZM85 175H84L85 178H87L88 176L91 177L93 175V173H91V174L88 173V176H87V173L85 172ZM114 176L116 177L115 180H114ZM81 177H83V176H81ZM81 177H80V179H81ZM89 177H88V179H89ZM28 178L29 177H24V175L23 176L19 175V176H16L15 178H13V180L11 177L10 182L12 183V185H14L15 188L17 187L18 190L20 191V189H23V187L26 186L27 180H29ZM51 178L52 177H50L49 181L50 180L54 181ZM78 179L79 178L77 177L75 180L77 181ZM91 179H93V176L91 177ZM138 179H139V177H138ZM43 180H45V179H42L41 181H43ZM60 180H61V176H60L59 181ZM63 180L64 179H62V181ZM128 180L130 183L134 182V180L137 181V182H134V185L136 187L129 185ZM55 181H56V178H55ZM57 181H58V179H57ZM66 181L68 182V180H66ZM114 181L117 184H115ZM63 182H65V181H63ZM67 182H65V183H67ZM158 182L161 183L160 181H158ZM11 183H9V184L11 185ZM44 183H46V182H44ZM50 183H53V182H50ZM69 183H70V181H69ZM137 183H138V186H137ZM191 183H193V185L195 184V186L192 187L190 185ZM71 184H68V187ZM105 184H106V186H105ZM131 184H133V183H131ZM72 185H74V183ZM72 185L70 186L69 189H71ZM75 185H77V184L75 183ZM162 185H164V184H162ZM44 186H45V184H44ZM47 186H49V185H47ZM41 187H43V186H41ZM41 187H40V189H41ZM52 187H55V186L52 185ZM163 187L160 185V188H162V189L159 188L160 190H162V192H164L163 190L166 189V188L164 189ZM46 188L44 187V193H45V190H47ZM48 188H51V186H49ZM72 188L74 189V187H72ZM102 188L104 189V191L107 190V193L105 192L106 194L109 193L107 196H105V195L103 196L104 191L102 190ZM52 189L55 190V188H52ZM118 189H119V191H117ZM123 189L125 190V192ZM54 190H53V192H54ZM121 191L123 193H120ZM178 192L179 191H177V195H178ZM71 193L72 192L70 191L69 194H71ZM18 194H19V192H18ZM21 194L19 195V197L21 196ZM97 194H96V196H97ZM160 194L161 195L158 194L159 196H161L160 198H158V196H157L158 200L163 199V197H165V196H166L165 197L166 200H168L167 194H165V195H163L162 193H160ZM187 196H186V198H187ZM69 197H71V196L69 195ZM179 197H180V200H179ZM165 198L163 199V201L160 200V203L161 202L165 203V201H166ZM65 199H66V197H65ZM84 199H86V200H84ZM147 199L149 201V204L147 202ZM68 200L70 201L71 199H68ZM184 200L185 199H183V201ZM76 201H77V203L78 202L82 203V199L80 201V198H79V200L75 199L74 203H76ZM86 201L89 203H87ZM101 201H104L106 206L104 205V203H103L104 206H102ZM95 202H97V203H95ZM191 202H190V205H191ZM72 203H73V201H72ZM83 203L81 206H83ZM152 203H151V205H153ZM185 203L186 202L184 201L183 202L184 206L181 204V207L178 209L179 213H184L185 209H186V211L188 210V212H189L190 209L185 207V206H187ZM86 204H85V208H86ZM137 204L140 206L143 205L144 208L145 207H147V208L142 210L143 208L140 209V206L138 207ZM166 204H168V202ZM67 205H68V203H67ZM73 206L75 208H73ZM73 206H71L73 208L72 210L76 209L75 211H77L81 207V206L77 207V204H76V206H75V204ZM161 206L163 207V205H161ZM88 207L86 208L87 210L84 208V210H86L84 214H86V212L88 213ZM165 207L167 208L168 205H166ZM183 207H184V209H183ZM189 207L191 208V206H189ZM166 208H164V209H166ZM150 209H151V206H150ZM164 209H163V211H164ZM155 211H157V210H155ZM91 212H90V214H91ZM158 212H160V211L158 210ZM150 213L152 214L151 210L149 212L146 211V215H149L150 217L153 218V219L150 218V220H148V221L151 222V220H156V216L154 217V214H152V216H151ZM112 214H114V215H112ZM82 215H83V209H82ZM155 215H156V213H155ZM184 215H186V213ZM189 215H191L190 212H189ZM89 216H91V215H89ZM187 216H188V214H187ZM80 218H81V216H80ZM87 218H83V220L87 219ZM194 218H195V220H194ZM93 219L91 218V221H93ZM182 219H181V221H178L179 225L181 222H183V220L185 218L183 220ZM77 220H78V218H77ZM81 220L82 219L78 220L79 221V224H78L79 229H81L80 225H82V224H80V222L83 223V221H81ZM188 220L190 221L189 216H188ZM188 220H186V223L189 222ZM129 221H130V223L128 224ZM165 221L162 222V224L167 223L166 219H165ZM211 221L214 224H212ZM18 223H21V222H18ZM119 223H120V226H119ZM125 223L128 225L126 226ZM177 223H176V225H177ZM23 224H25V223H23ZM154 224H155V221H154ZM122 225H125V226H122ZM134 225H133V227H134ZM157 225L158 224L156 221V225H154V226H157ZM166 225L165 226L161 225V226H164L166 229L168 227ZM152 226H153V223H152ZM152 226H149L148 229L145 228V230H149L150 227L155 228L154 226L153 227ZM159 226H158V229H159ZM181 226L183 227L184 225L181 224ZM181 226H180V229L182 230ZM121 227H120V230H121ZM177 227H178V225H177ZM94 228H95V230H94ZM195 228L198 230H195L197 232L194 234ZM110 229H111V231H108ZM205 229L206 230L208 229V230L205 231ZM185 230L187 231V229H185ZM138 231H139V229L136 232H138ZM149 232L152 233L151 230H149ZM163 232H164V234L166 233L164 230L161 231L160 233H163ZM169 232L172 233V230H170ZM167 233H168V230H167ZM171 233H168V234L171 235ZM147 234L148 233H146L145 237L149 236L150 233L148 235ZM158 234H159V230L157 232V238H158ZM20 235H22V236L20 237ZM20 235H18L19 237H16V242L14 241L16 235L14 236V240H12L13 239L12 236H8V237H6L7 235L6 236H0V251L1 250L4 251L5 248L7 247V245L10 244L11 242L13 245V246L11 244L8 245V247L6 248L7 250L4 251L5 253L3 252L4 253L3 256H2L3 253L0 254L1 255L0 256L1 257L0 264H20L21 261L23 263L28 262L29 264H50L49 261L46 260L47 259L46 255H48L50 253L49 251H51L52 256L60 255L61 250L58 254V251H56V249H55V252H57V253H56V255H54V253H53L54 251L52 252V250H50L48 244H46V242L50 241L49 238H47V237L43 238L41 236L38 237L37 235H33V236L29 237V235L27 234L28 235L27 236L24 232L22 234L20 233ZM160 235L161 234H159V236ZM35 236H37V237H35ZM137 236H138V234H137ZM116 237H119V236H116ZM128 237L130 239L133 238V237H130L129 235H128ZM128 237L126 239H129ZM188 237H190L191 240H189ZM142 238H141V240H143ZM148 238H151V236ZM157 238H156V240H157ZM6 239H8L7 241H9V242L11 241V242L10 243L7 242ZM158 239L160 241V238H158ZM99 240H100V238H99ZM133 240H134V238H133ZM187 240H189V241H187ZM146 241H147V239H146ZM148 241H149V243L151 242L150 239ZM173 241L175 243V246L177 245V243L179 244L176 246V248H172L173 246L171 247V245H174ZM176 241H178V242H176ZM6 243H8V244H6ZM128 243H132V242H128ZM187 243H188V245H187ZM133 244L135 245V241ZM33 245H34V247H33ZM141 246H143V245H141ZM135 248L132 247V250L134 251ZM150 248H151V246H150ZM171 248H172V250H171ZM119 249H120V247H119ZM99 250L97 249V250H95V252L99 253ZM191 250L193 252H191ZM6 251L8 253H6ZM135 252H136V249H135ZM189 252L193 255V257H192V255L189 254ZM36 253L38 255H36ZM172 253L174 256V260H173ZM64 255L62 256L63 258L65 257ZM85 255L80 256V258L78 257V260H80L79 264H87L86 262L90 260L89 258H92V257L94 258V256H90L88 254V256H89V258H88L89 260H88L86 258L88 256H85ZM165 255H167V256H165ZM59 258H61V256ZM63 258H62V260H63ZM55 259H56V257H55ZM84 259L85 260L87 259L86 262ZM120 259H122L123 260L122 262L124 263V259L126 260V257L121 256ZM63 261L64 262L60 261V264H66L65 258ZM82 261H84V262H82ZM118 261H115V262H117L119 264L122 263L121 261H119V262ZM173 261H174V263H173ZM53 262L57 263L54 260H53ZM53 262H51V264H53ZM129 262H131V263H129ZM114 264H116V263H114ZM124 264H127V260L125 261Z\"/></svg>",
    "mask_w": 264,
    "mask_h": 264
}]
</instances>
